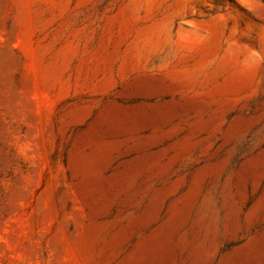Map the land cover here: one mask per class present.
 Returning <instances> with one entry per match:
<instances>
[{
	"label": "rangeland",
	"instance_id": "rangeland-1",
	"mask_svg": "<svg viewBox=\"0 0 264 264\" xmlns=\"http://www.w3.org/2000/svg\"><path fill=\"white\" fill-rule=\"evenodd\" d=\"M0 264H264V0H0Z\"/></svg>",
	"mask_w": 264,
	"mask_h": 264
},
{
	"label": "bare ground",
	"instance_id": "bare-ground-1",
	"mask_svg": "<svg viewBox=\"0 0 264 264\" xmlns=\"http://www.w3.org/2000/svg\"><path fill=\"white\" fill-rule=\"evenodd\" d=\"M195 26L194 30L184 32L182 35L188 48L193 51L210 46L215 35L212 29H203L200 26Z\"/></svg>",
	"mask_w": 264,
	"mask_h": 264
}]
</instances>
